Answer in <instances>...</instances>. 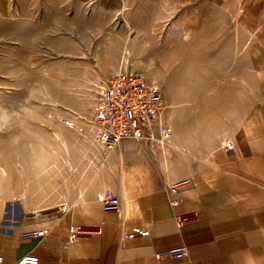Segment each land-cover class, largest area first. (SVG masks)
Segmentation results:
<instances>
[{"label": "crops", "instance_id": "obj_1", "mask_svg": "<svg viewBox=\"0 0 264 264\" xmlns=\"http://www.w3.org/2000/svg\"><path fill=\"white\" fill-rule=\"evenodd\" d=\"M244 11L238 30L180 33L175 47L155 45L166 57L150 79L162 90L160 121L169 132L155 126L154 141L112 151L91 136L105 154L98 188L42 206L1 166L2 264L25 255L40 264H264V0H245ZM183 180L188 185L171 193ZM99 194L118 197L120 211H103ZM29 230L46 235L22 239ZM177 247L188 256L156 257Z\"/></svg>", "mask_w": 264, "mask_h": 264}, {"label": "rangeland", "instance_id": "obj_2", "mask_svg": "<svg viewBox=\"0 0 264 264\" xmlns=\"http://www.w3.org/2000/svg\"><path fill=\"white\" fill-rule=\"evenodd\" d=\"M214 1L0 0V168L42 206L98 188V86L121 67L154 82L180 33L238 30L245 0Z\"/></svg>", "mask_w": 264, "mask_h": 264}, {"label": "built area", "instance_id": "obj_3", "mask_svg": "<svg viewBox=\"0 0 264 264\" xmlns=\"http://www.w3.org/2000/svg\"><path fill=\"white\" fill-rule=\"evenodd\" d=\"M163 106L162 90L158 84L149 81L138 72L121 67L109 79L103 81L97 90V104L92 116V131L94 141L105 151H112L125 142H138L142 140L154 141V127H158L166 134L169 129L160 121V111ZM234 144L224 145V152L232 153ZM188 180H183L170 187L171 193H178L182 187L187 186ZM98 201L105 212H119L120 201L111 194H99ZM68 206L61 204L60 212H67ZM188 217L177 218L176 224L182 227ZM72 233L75 229L72 228ZM45 230H29L21 234V238L31 239L43 237ZM148 232H140L135 236H146ZM188 256V249L177 247L162 253L157 258L184 259ZM3 257L0 256V264ZM15 264H40L34 255H25Z\"/></svg>", "mask_w": 264, "mask_h": 264}]
</instances>
